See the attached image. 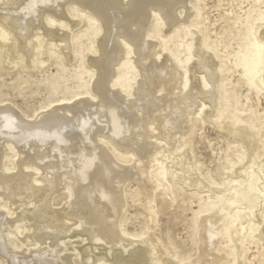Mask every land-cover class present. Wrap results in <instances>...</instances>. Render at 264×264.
<instances>
[{
    "label": "bare ground",
    "instance_id": "1",
    "mask_svg": "<svg viewBox=\"0 0 264 264\" xmlns=\"http://www.w3.org/2000/svg\"><path fill=\"white\" fill-rule=\"evenodd\" d=\"M0 264H264V0H0Z\"/></svg>",
    "mask_w": 264,
    "mask_h": 264
},
{
    "label": "rangeland",
    "instance_id": "2",
    "mask_svg": "<svg viewBox=\"0 0 264 264\" xmlns=\"http://www.w3.org/2000/svg\"><path fill=\"white\" fill-rule=\"evenodd\" d=\"M216 14V13H215ZM207 136L209 137L210 140H215L216 139V132H213L210 129H207L206 131ZM213 144H215V148L218 149L220 146H222V144L219 146H217V141H214ZM208 145L207 143H205V145L200 146L199 152L201 153V155L203 156V158H205L206 161L209 160V158H213L212 152L210 149L207 148ZM211 152V154H210ZM183 237H185V235L183 233H181Z\"/></svg>",
    "mask_w": 264,
    "mask_h": 264
}]
</instances>
